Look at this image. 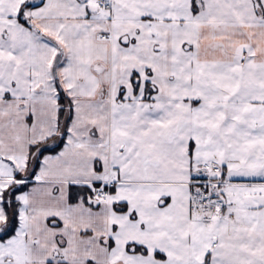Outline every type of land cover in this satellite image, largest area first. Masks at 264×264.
<instances>
[{
    "label": "snow or ice",
    "instance_id": "snow-or-ice-1",
    "mask_svg": "<svg viewBox=\"0 0 264 264\" xmlns=\"http://www.w3.org/2000/svg\"><path fill=\"white\" fill-rule=\"evenodd\" d=\"M0 264H264V0H0Z\"/></svg>",
    "mask_w": 264,
    "mask_h": 264
}]
</instances>
